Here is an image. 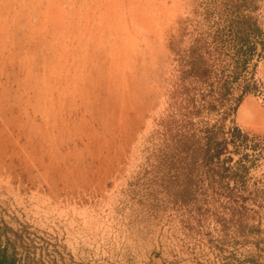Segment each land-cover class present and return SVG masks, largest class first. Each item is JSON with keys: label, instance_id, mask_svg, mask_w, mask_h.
Wrapping results in <instances>:
<instances>
[{"label": "rangeland", "instance_id": "1", "mask_svg": "<svg viewBox=\"0 0 264 264\" xmlns=\"http://www.w3.org/2000/svg\"><path fill=\"white\" fill-rule=\"evenodd\" d=\"M232 2L264 31V0H0V238L22 264H264V154L240 183L215 158L210 184L168 122L175 51ZM233 119L264 141L261 97Z\"/></svg>", "mask_w": 264, "mask_h": 264}, {"label": "trees", "instance_id": "2", "mask_svg": "<svg viewBox=\"0 0 264 264\" xmlns=\"http://www.w3.org/2000/svg\"><path fill=\"white\" fill-rule=\"evenodd\" d=\"M264 61V31L237 3L205 13L185 47L175 51L170 89L169 130L178 155L189 165L204 166L214 182L213 160L225 177L240 176L263 157L264 141L243 130L233 119L243 99L254 94L264 101V82L255 69ZM230 145L233 149H230ZM228 154V155H227ZM233 154L241 158L234 161ZM0 238V264H22Z\"/></svg>", "mask_w": 264, "mask_h": 264}]
</instances>
